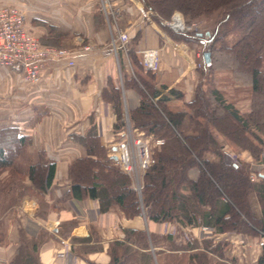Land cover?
<instances>
[{
	"label": "crops",
	"instance_id": "obj_1",
	"mask_svg": "<svg viewBox=\"0 0 264 264\" xmlns=\"http://www.w3.org/2000/svg\"><path fill=\"white\" fill-rule=\"evenodd\" d=\"M64 1L24 0V14L27 28L36 34L31 33L41 44L52 46L43 42L41 32L34 26L29 27L28 21L40 25L44 22L45 35L50 30V34L60 37L67 32L71 34L70 46L62 48L77 50L73 57L74 66L68 67L62 61H47L36 85L22 82L20 66L0 68V129L16 128L28 136L30 154L43 153L47 161L55 164L53 179L47 188L39 189L25 179L24 196L18 203L10 200L12 204L9 203L8 209L0 213V264H12L22 244L24 251L29 250L26 241L38 244L34 253L38 264H109L114 244L124 242L133 250L149 255L152 264H189L190 254L204 251L208 242L222 244L230 264H258L264 247L260 235L214 232L203 218H198L194 226H183L176 221L155 222L148 218L144 209L139 215L125 217L117 207L100 210L96 198L70 197L68 167L74 160L88 156L79 138L91 126L95 128L105 155L116 156V144L121 136L113 132L116 116L106 95L111 86L119 91L124 118H128V112L135 109L141 100L137 89L124 84L131 80L137 82L138 76L149 82L160 96H169L171 89L178 92L181 98L169 96L167 104H175L191 115L186 104L195 98V61L199 64L200 60L196 58L199 56L197 44L175 41L154 22L152 25L144 22L139 8H144L145 0H108L115 12L117 27L128 35L131 48V55L118 50L116 56L109 45L110 18L104 12L101 0H98V9L92 7L91 2L71 6ZM71 7L74 11L70 10ZM68 11L76 17L75 22L66 24L59 16L70 14ZM40 12L57 16L61 23H49L37 16ZM86 46L89 51L81 49ZM140 49H155L158 54L159 70L153 78H146L134 65L133 60L140 64L137 54ZM227 83L235 84L230 80ZM250 91V87L235 85L228 94L229 101L247 102ZM218 93L225 100L224 93ZM146 138L155 140L150 135ZM216 157L211 152L203 154V159L211 162H215ZM249 158L246 153L242 154L252 186L247 207L253 216L261 219L263 211L257 190L264 185V168L257 167V172H253ZM259 159L260 166L264 167V147ZM127 175L134 189V180ZM188 176L195 181L199 168L190 169ZM225 202V199L219 200L216 216ZM200 210L203 213L209 211L204 205H200ZM202 227L211 232L203 234ZM128 232L134 233L131 241L125 237ZM137 234L144 236L140 238ZM191 240L186 247L184 243ZM139 242L145 246L140 247Z\"/></svg>",
	"mask_w": 264,
	"mask_h": 264
},
{
	"label": "trees",
	"instance_id": "obj_2",
	"mask_svg": "<svg viewBox=\"0 0 264 264\" xmlns=\"http://www.w3.org/2000/svg\"><path fill=\"white\" fill-rule=\"evenodd\" d=\"M160 2L165 0L144 2V9L152 12L153 22L173 40L187 44L195 43L201 47L202 54H210L211 64L206 67L203 63L200 75L213 70V54L218 53L217 57L221 59L215 60L218 67L230 68L232 72L249 77L252 91L251 108L239 113L233 105L223 100L217 90H203L200 82L195 98L186 104L192 111V116L181 109L174 110L167 104L169 96L181 98L175 90H169V96H160V93L141 76L137 77V82L125 81L124 86L131 84L141 95L138 106L128 112L131 127L143 131L153 139L163 140L162 145L152 150L151 164L143 175L141 195L139 197L136 194L129 176L120 169L118 163L105 155L93 126L79 138L88 156L74 160L68 167L69 195L76 199L96 198L100 210L107 211L112 206L117 207L125 217L139 215L144 209L148 218L155 222L176 221L183 226H194L197 225L198 218H203L214 232L264 234V185L257 190L263 211L262 218L257 219L247 207L252 191L248 179L249 170L245 166L226 165L221 160L220 147L212 133L200 128L199 121L194 119L195 116L205 118L222 133L220 121L215 117L216 105L217 110L228 119L229 127H238L239 131L251 135L252 138H244L248 144V149L245 150L249 151L252 158L260 160L264 147V0H218L217 4L207 0L201 6L202 13L219 10L222 16L214 30L190 35L173 32L162 24L168 14L160 15L155 7ZM197 5L199 6V3ZM256 7L259 9L255 13L253 10ZM251 17L252 21L248 22ZM234 34L236 39L228 44L227 38ZM225 55L231 57L233 62L221 58ZM133 62L145 76L154 77V73L143 69L136 60ZM106 95L112 102L116 116L113 132L117 133L125 125L120 94L118 89L111 86ZM153 99H156V102H153ZM184 119L188 120V129H184ZM234 138L232 141L237 143L238 138ZM198 141L200 144L197 147L191 146ZM28 147V136L19 133L16 128L0 129V175L6 172V175L0 178V201L8 196L9 201L18 203L24 196L25 179L39 189H45L51 184L55 164L47 161L43 153L30 154ZM205 152L213 153L219 161L214 163L204 160L202 155ZM194 167L199 168V176L195 181L188 176L189 170ZM220 199H225L226 202L216 216ZM200 205L208 207L209 211L203 213ZM132 235L133 232H128L125 237L131 241ZM139 235L140 238L144 236L137 234ZM191 242L192 240L185 242L184 245L187 247ZM25 244L29 250L24 251L22 244L20 253L18 252L12 264H38L34 257L38 244L32 241H26ZM139 246L144 247L145 244L139 242ZM22 249L24 252H21ZM225 249L222 244L212 245L208 242L204 251L190 254L189 264H227L216 260L224 256ZM132 253L134 254L131 255ZM123 261L129 264H152L150 256L144 252L133 250L125 242L115 243L110 251L109 264H121ZM258 264H264V247Z\"/></svg>",
	"mask_w": 264,
	"mask_h": 264
},
{
	"label": "built area",
	"instance_id": "obj_3",
	"mask_svg": "<svg viewBox=\"0 0 264 264\" xmlns=\"http://www.w3.org/2000/svg\"><path fill=\"white\" fill-rule=\"evenodd\" d=\"M104 12L110 18L112 27L110 47L117 55L120 50L124 54L131 51L128 45V35L117 27L115 12L108 0H101ZM139 13L147 25H152V12L139 8ZM163 25L173 32L186 33L194 27H185L184 24H175L163 21ZM183 47L185 44H182ZM83 51H89L88 46L81 48ZM77 50L64 48H55L43 45L33 36L26 26L25 14L13 6H0V68H22V82L28 85H36L40 79V71L47 61H62L68 67L74 66V59ZM139 61L143 69L156 73L159 70L158 54L155 49L137 50ZM195 67H200V64ZM124 128L117 133L121 138L116 144V158L120 169L129 174L134 180V190L140 195L142 185L139 183L140 177L145 173L151 164V148L144 133L133 129L127 116L124 118ZM163 144L161 139H155L154 145ZM261 169V166L258 167ZM201 232L205 235L211 231L202 227ZM264 246V234H260ZM257 264V263H253Z\"/></svg>",
	"mask_w": 264,
	"mask_h": 264
},
{
	"label": "rangeland",
	"instance_id": "obj_4",
	"mask_svg": "<svg viewBox=\"0 0 264 264\" xmlns=\"http://www.w3.org/2000/svg\"><path fill=\"white\" fill-rule=\"evenodd\" d=\"M212 1H214L213 3L217 4L218 0H212ZM32 2H33V0H32ZM71 2H72V0H65L64 1L65 4H70L71 6H76V5L78 6L79 4L84 5L85 2H87V3L91 2L90 4H92V7L96 8V9L100 8V4H99L98 0H76L74 3H71ZM206 2H207V0H165V2H160L159 4H156L155 7L159 10L160 15L165 16L164 15L165 13L168 14L167 17H164L163 21L170 22L173 16L178 15V16H180L182 23L184 24L185 27H194V29H192L191 31L186 32L187 34L188 33H189V35L193 34V33L203 34L205 32L214 30V27L217 25V22L219 21V19L222 16L221 14H219L220 13L219 10L213 11V12L208 11L209 13L208 12L202 13L201 6L203 3H206ZM198 3H199V6L197 5ZM2 5L16 7L24 13V0H0V6H2ZM195 5H197V7H195ZM73 8L74 7H71L70 10H73ZM257 9H259V7H256L253 11L256 13ZM224 11H222V12H224ZM69 12H70V14L65 13L64 15L59 16L60 19L64 21L63 23L68 24L69 22L70 23L75 22L74 18L76 16L73 14L72 11H68V13ZM37 16L48 20L49 23L57 22V24H59V22H60L57 20V16L45 15L44 12H40ZM252 19H253V17H251V19L248 20V22L252 21ZM42 23H44V22H42ZM42 23L40 25V24H37L35 22H29L28 21L27 25H29V27L34 26L35 28H38L37 30H38V32H41L39 34L41 37H43L42 40L46 44H51L52 46H55V48H62V47H69L70 46V43H71L70 41L72 40V37H71V34L69 32L65 33L64 36L60 37V36L53 35V33L50 34V31H51L50 30L45 35V31L43 30L45 24H42ZM32 32L30 31V33H32ZM235 39H236L235 34L231 38L230 37L227 38V40H229L228 44L229 43L231 44ZM191 44H195V43H191ZM47 46H49V45H47ZM197 46L198 47H196V48L199 51L198 52L199 56H197L196 58H197V60L198 59L200 60L199 61L200 67H195V69H196L195 72L197 75L196 88H197L198 84L201 82V86H202L201 88L203 90H209V88H210V90L214 89V90L223 92L225 97H226L225 102L233 105V107L236 110H238L239 113H244L246 111H249L251 108L252 91H250V94L247 97V102L241 101L239 104L238 101H236L237 103L229 101V95L231 93L230 90L233 89V86L240 84L243 86L250 87L249 77L246 74L232 72V70L230 68L218 67V64L215 62V60H221L220 57H217L218 53L213 54V58H212V61H214L213 62L214 63L213 64V70L210 73L206 72L205 74L200 75V70H202V67H203V57H202L203 54L201 51V47L199 45H197ZM221 58L227 60V62H231V63L233 62V59L231 57H229L228 55L221 56ZM201 59H202V61H201ZM195 62H196L195 66H198V61H195ZM206 67H208V66H206ZM145 77L148 78V76H145ZM229 80L235 84L231 85V84L227 83ZM145 88L147 90H149L147 87H145ZM196 88H195V92H196ZM146 89H144V90H146ZM242 97H244V96H242ZM235 105H238V106H235ZM172 106H173L172 109H174V110L180 109L175 104ZM215 106H214V109L217 112V116H215V117H217V119H219L221 131H222V133H225L226 135L217 131L216 128H214L212 126L211 122L206 120L205 118L195 116L194 119L199 121L200 128H202L203 130H207L208 132L212 133V135L214 136V138L216 139V141L218 143V146L220 147L221 160L226 165H228V166L229 165H239V166H245L246 167V164L244 162H242V159H241L242 154L246 153L248 155V157L250 156L249 159L252 160L251 164H253V169H252L253 172H257L256 168L260 166V162H259L260 160L252 158L251 154L248 153L249 151L245 150V149H248V144H247V142L244 141L245 140L244 138H246L245 136H247L248 138H252L251 135L248 132H246V134H245L242 130L239 131L238 127H233V128L229 127L230 124L228 122V119H226L224 117V115L221 112H219V110H217V107H215ZM188 110L190 111L191 115L193 116L192 111L189 108H188ZM184 124H186L185 125L186 127L184 129H188V120L187 119H184ZM235 133H237L236 136H235ZM144 135H146V134L144 133ZM146 136H148V135H146ZM232 138H234L235 140H236V138H238L236 140L238 142L235 143L234 141H232ZM149 143H150L149 145L151 148V155H152V150L157 146L154 145L153 140H150ZM253 143H254V141H252V144ZM198 144H200L199 141L196 143H192L191 146L197 147ZM202 158H203V155H202ZM218 161H219V158L216 157L215 162H218ZM209 162H211V161H209ZM261 168H264V167H261ZM5 175H6V172L2 173L0 175V178H3ZM143 175L139 179V183L142 186H143ZM9 203L12 204V202L9 201L8 196L3 201H0V213H3L6 211V209H8ZM133 254L134 253H132L131 255H133ZM227 256L229 257V255H227ZM216 260L230 264L229 263L230 261L226 258L225 254L221 259L216 258ZM121 264H129V263L127 261H123ZM132 264H135V263L133 262Z\"/></svg>",
	"mask_w": 264,
	"mask_h": 264
},
{
	"label": "water",
	"instance_id": "obj_5",
	"mask_svg": "<svg viewBox=\"0 0 264 264\" xmlns=\"http://www.w3.org/2000/svg\"><path fill=\"white\" fill-rule=\"evenodd\" d=\"M203 61H204L205 66H210L211 60H210V54L209 53H204L203 54ZM112 159L114 161L117 160L116 156H112Z\"/></svg>",
	"mask_w": 264,
	"mask_h": 264
},
{
	"label": "bare ground",
	"instance_id": "obj_6",
	"mask_svg": "<svg viewBox=\"0 0 264 264\" xmlns=\"http://www.w3.org/2000/svg\"><path fill=\"white\" fill-rule=\"evenodd\" d=\"M171 20H172L173 23H175V24L181 23V18H180V16H178V15L173 16ZM191 247H192V246H191Z\"/></svg>",
	"mask_w": 264,
	"mask_h": 264
}]
</instances>
